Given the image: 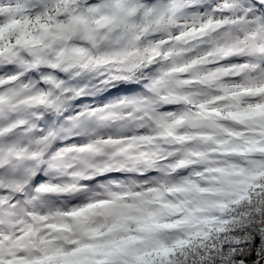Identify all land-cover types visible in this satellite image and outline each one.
Segmentation results:
<instances>
[{
	"label": "snow or ice",
	"instance_id": "1",
	"mask_svg": "<svg viewBox=\"0 0 264 264\" xmlns=\"http://www.w3.org/2000/svg\"><path fill=\"white\" fill-rule=\"evenodd\" d=\"M0 264H264V0H0Z\"/></svg>",
	"mask_w": 264,
	"mask_h": 264
}]
</instances>
